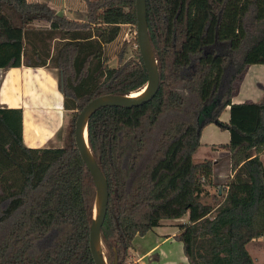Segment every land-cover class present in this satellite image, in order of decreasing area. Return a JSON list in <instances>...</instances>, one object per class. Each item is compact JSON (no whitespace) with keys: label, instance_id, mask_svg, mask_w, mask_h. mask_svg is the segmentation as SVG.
<instances>
[{"label":"trees","instance_id":"16d2710c","mask_svg":"<svg viewBox=\"0 0 264 264\" xmlns=\"http://www.w3.org/2000/svg\"><path fill=\"white\" fill-rule=\"evenodd\" d=\"M86 3L79 22L44 2L0 0V68L52 63L72 115L70 129L56 133L62 146L32 148L23 142L21 108L0 106V264H94L95 185L74 142L75 118L91 99L138 92L148 77L138 46L122 58L136 36L121 42L115 67L105 56L120 24L136 30L135 0ZM146 19L157 92L137 106L101 107L87 122L108 185L106 260L122 264L135 235L187 215L174 239L188 264H264L246 248L264 235V99L231 101L247 67L264 64V0H146ZM210 122L229 131L232 173L206 202L213 161L192 157Z\"/></svg>","mask_w":264,"mask_h":264},{"label":"crops","instance_id":"0c3cea01","mask_svg":"<svg viewBox=\"0 0 264 264\" xmlns=\"http://www.w3.org/2000/svg\"><path fill=\"white\" fill-rule=\"evenodd\" d=\"M28 1L44 2L56 13L64 15L69 20L79 22L87 20V0ZM124 27H132V25L129 23L120 24L117 38L123 37ZM116 39L106 44L108 47L105 50L109 57L119 51H116V42L118 40ZM56 40L58 41V38L51 41V53L53 52V43ZM234 87V94L231 98L233 103L258 102L262 100L264 97V64L249 65L242 76L235 81ZM62 102L63 96L59 84V71L53 65L49 66L48 61L44 66L21 65L18 67L0 68V106L21 108L22 137L26 146L32 148L61 146L55 141L57 140L56 133L63 128L69 115H71L69 110L63 108ZM219 120L224 123L228 122L229 106H226L220 113ZM219 136H225V139L219 140ZM203 137L205 140H203ZM228 141L229 131H219L218 125L213 122L201 129L200 144L211 146V150L214 153V156L208 159L213 161L212 180L215 186L209 187L210 193L203 198L204 201L212 199L214 189L217 192L221 189L222 193V187H224L227 178L232 173L230 160H227L226 170H221V158L219 156L216 157V155L220 154L218 145L221 143L226 145ZM260 158L264 160V154H261ZM177 231L178 228L176 226L165 222L142 236L135 235L133 244L129 248L128 257L131 258L130 261H137L138 264H188L183 254L181 243L174 239ZM263 242V236L255 238L246 245V248L249 250L251 246L256 253L263 249L264 253ZM154 252L158 253V256L156 254L152 256L156 260L145 261ZM249 254L254 260L252 253L249 252Z\"/></svg>","mask_w":264,"mask_h":264},{"label":"water","instance_id":"95a60500","mask_svg":"<svg viewBox=\"0 0 264 264\" xmlns=\"http://www.w3.org/2000/svg\"><path fill=\"white\" fill-rule=\"evenodd\" d=\"M134 5L136 11V38L138 42V49L148 77L147 83L140 90L142 91L145 89L144 93L140 96H134L133 94H104L97 96L88 101L83 108L78 111L74 122V142L78 153L90 172L95 185L93 216L89 226L88 239L89 250L94 264H110L106 260L101 242V227L106 215L108 202V185L104 174L97 165L89 148L87 139L88 119L93 112L104 106L132 107L143 104L153 98L159 85L158 68L148 35L146 0H135ZM111 264H118L117 256L114 257Z\"/></svg>","mask_w":264,"mask_h":264},{"label":"rangeland","instance_id":"374dc122","mask_svg":"<svg viewBox=\"0 0 264 264\" xmlns=\"http://www.w3.org/2000/svg\"><path fill=\"white\" fill-rule=\"evenodd\" d=\"M46 4V3H45ZM124 34H123V37L121 36V37H118L116 40H117V49H116V51H118L119 49H120V44H121V42L124 40V41H131L132 42V40L134 39V35H133V28L132 27H124ZM54 44V43H53ZM112 44H114V43H112ZM111 45V44H110ZM108 46H106V44H105V49L107 48ZM127 50H126V53H125V55L124 56H122V58H125V59H130V58H132L133 56H134V49H136L135 47H134V43H129V45L127 44V48H126ZM105 56H107V53H106V50H105ZM107 58H108V64L109 65H111L112 67H115L117 64H118V54L116 53H113V55L111 56V57H109V56H107ZM52 65V63H50L49 62V66H51ZM263 99H264V97H263ZM262 99V100H263ZM69 113V112H68ZM71 113V112H70ZM69 113V114H70ZM72 118V115H69V118H68V120L65 122V125L63 126V128H61V130H68V129H70V119ZM211 123V122H210ZM207 124H209V123H207ZM206 124V125H207ZM219 127V131H224V130H226V131H228L227 129H225V128H223V127H220V126H218ZM219 138V140H222V139H225V136H219L218 137ZM203 140H205L204 139V137H203ZM55 141H57V144H59V145H61L62 146V141L60 140V139H57V140H55ZM222 142V141H221ZM225 142V141H224ZM219 146V148H220V154L219 155H216V157L217 156H219V158H221V166H220V169L221 170H226V168H227V166H226V164H227V160L229 159V152H228V148L226 147V145H225V143H221L220 145H218ZM214 156V153H213V151L211 150V146H208V145H206V144H201L200 146H199V148L197 149V151L193 154V157H192V160H193V162H200V161H202L203 159L202 158H206V159H208V158H212ZM214 192L213 193H215L216 195H218L219 196V193H221V191L219 190L218 192H217V190L216 189H214L213 190ZM206 202H211V199L210 200H205ZM188 220V217H187V215H185V216H183L182 218H179V219H176V220H163V222L162 223H165L166 222V224H169V225H173V226H178L179 224H182V223H185L186 221ZM132 244H133V240H132ZM263 247H264V242H263ZM250 249L248 250L250 253H252V255H253V257H254V261L255 262H258V263H262V262H264V253H263V249H260V252L259 253H256V252H254L253 251V249L251 248V246L249 247ZM248 249V248H247ZM251 250V251H250ZM155 254H156V256H158V253L157 252H154ZM154 254V255H155ZM150 255H152V254H150ZM153 256V255H152ZM152 256H149L148 258H146L145 259V261L146 260H148L149 262L150 261H155L156 259H155V257H152ZM151 257V258H150ZM129 257H127V259L126 260H124V262H128V263H133V261H130V259L131 258H129Z\"/></svg>","mask_w":264,"mask_h":264},{"label":"built area","instance_id":"2783aa9c","mask_svg":"<svg viewBox=\"0 0 264 264\" xmlns=\"http://www.w3.org/2000/svg\"><path fill=\"white\" fill-rule=\"evenodd\" d=\"M133 35L134 37L136 36V30L133 31ZM138 45L137 44H134V47L136 48ZM221 190V189H220ZM264 237V235H263ZM122 264H138L137 261L133 262V263H128L127 261L126 262H123Z\"/></svg>","mask_w":264,"mask_h":264},{"label":"bare ground","instance_id":"6f19581e","mask_svg":"<svg viewBox=\"0 0 264 264\" xmlns=\"http://www.w3.org/2000/svg\"><path fill=\"white\" fill-rule=\"evenodd\" d=\"M144 91H145V89L144 90H142V91H138V92H135V93H132L134 96H140V95H142L143 93H144ZM85 140H86V138H85Z\"/></svg>","mask_w":264,"mask_h":264}]
</instances>
